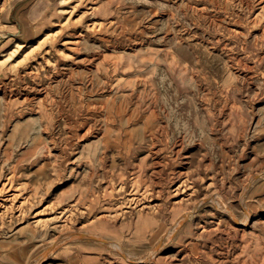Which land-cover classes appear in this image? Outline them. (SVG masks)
Masks as SVG:
<instances>
[{"label":"rangeland","instance_id":"rangeland-1","mask_svg":"<svg viewBox=\"0 0 264 264\" xmlns=\"http://www.w3.org/2000/svg\"><path fill=\"white\" fill-rule=\"evenodd\" d=\"M38 261L264 264V0H0V264Z\"/></svg>","mask_w":264,"mask_h":264},{"label":"bare ground","instance_id":"bare-ground-1","mask_svg":"<svg viewBox=\"0 0 264 264\" xmlns=\"http://www.w3.org/2000/svg\"><path fill=\"white\" fill-rule=\"evenodd\" d=\"M39 91H40V90H39ZM30 97H31V96H30ZM32 97H33V96H32ZM35 98H36V97H35ZM9 100H10V99H9ZM27 100H28V99H27ZM24 101H26V100H24ZM187 216H190V215H186V217H187ZM186 219H188V218H186ZM182 220H183V219H182ZM183 221H184V220H183ZM183 221H182V222H183ZM142 226H143V225H142ZM176 226H177V225H176ZM143 227H144V226H143ZM146 228H147V227H146ZM172 229H173V228H172ZM173 230H174V229H173ZM175 230H176V229H175ZM172 233H173V232H172ZM172 233H171V234H172ZM168 235H169V234H168ZM95 236H96V235H95ZM169 239H170V238H169ZM113 244H115V243H113ZM37 264H40V261H38Z\"/></svg>","mask_w":264,"mask_h":264}]
</instances>
